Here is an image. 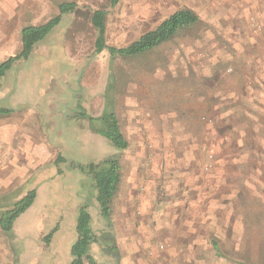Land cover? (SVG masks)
Segmentation results:
<instances>
[{
  "label": "rangeland",
  "instance_id": "rangeland-1",
  "mask_svg": "<svg viewBox=\"0 0 264 264\" xmlns=\"http://www.w3.org/2000/svg\"><path fill=\"white\" fill-rule=\"evenodd\" d=\"M64 1L79 8L0 77V213L37 190L0 228V264H70L85 203L100 264H264V0H0V63ZM100 8L116 47L182 8L199 22L113 57L95 48ZM107 111L125 150L95 132ZM108 157L122 165L110 223L80 169Z\"/></svg>",
  "mask_w": 264,
  "mask_h": 264
},
{
  "label": "trees",
  "instance_id": "trees-1",
  "mask_svg": "<svg viewBox=\"0 0 264 264\" xmlns=\"http://www.w3.org/2000/svg\"><path fill=\"white\" fill-rule=\"evenodd\" d=\"M111 6H116L120 0H110ZM79 8L78 3L74 1H64L59 4V13L38 25H27L21 30V51L7 58L0 63V77L12 68L18 60L28 59L36 45L44 40L53 29L58 26L66 14L74 13ZM106 18L107 10L96 9L91 18L94 28L97 30L95 42L96 51L102 52L108 50L113 56L134 57L153 51L161 45L171 41L182 31L194 27L199 22L198 14L189 8L176 10L165 18L158 26L146 31L138 39L132 41L124 47L108 45L106 37ZM104 126L96 128L95 132L105 137L111 144L119 149L125 150L129 147V141L126 138L120 120L115 111H107L101 117ZM91 118V123L94 122ZM58 159L56 162L59 163ZM81 171L89 176L94 182L95 199L101 215L109 223L113 215L115 200L120 191L122 183V165L118 157H108L99 162H91L82 165ZM37 190H30L23 198L15 202L12 208L0 213V228L4 233L10 234L13 230L15 221L25 213L35 202ZM89 203L82 204L79 207L77 215L78 239L71 246L72 261L70 264H100L91 253L93 243L100 241L99 235L93 230L92 214L89 211ZM55 229L46 237L47 241L51 239ZM218 248L217 245L214 246Z\"/></svg>",
  "mask_w": 264,
  "mask_h": 264
}]
</instances>
